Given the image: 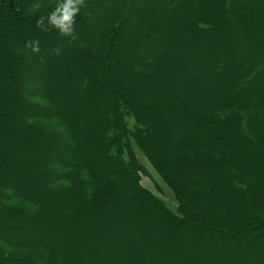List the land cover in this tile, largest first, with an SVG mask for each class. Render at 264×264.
<instances>
[{"label": "trees", "instance_id": "1", "mask_svg": "<svg viewBox=\"0 0 264 264\" xmlns=\"http://www.w3.org/2000/svg\"><path fill=\"white\" fill-rule=\"evenodd\" d=\"M56 3L0 0V264H264V0Z\"/></svg>", "mask_w": 264, "mask_h": 264}, {"label": "clouds", "instance_id": "2", "mask_svg": "<svg viewBox=\"0 0 264 264\" xmlns=\"http://www.w3.org/2000/svg\"><path fill=\"white\" fill-rule=\"evenodd\" d=\"M82 4L83 0H57L55 7L47 15L48 24L61 34L70 35ZM43 19L42 17L41 20ZM33 50L39 51L38 46H34Z\"/></svg>", "mask_w": 264, "mask_h": 264}, {"label": "rangeland", "instance_id": "3", "mask_svg": "<svg viewBox=\"0 0 264 264\" xmlns=\"http://www.w3.org/2000/svg\"><path fill=\"white\" fill-rule=\"evenodd\" d=\"M11 22H14L13 20H10ZM194 67L195 69H197L196 65L195 66H192ZM2 98L1 101H5L4 100V96H0ZM14 118V117H12ZM12 118H9L12 119ZM140 161L142 162V164L148 169L149 173H150V177L149 178H144L143 179V186L156 193L157 195H160L157 190H156V187H158L160 189L162 193V197L168 201L169 203L172 202V194H171V191L170 189L164 184V182L161 180V178L158 176V174H156L155 171H153V169L150 167L149 163L147 162V160L145 158L142 157V155H140ZM104 253H102V256L104 257V259H108L109 257V252L107 250H103ZM114 252H116L114 250Z\"/></svg>", "mask_w": 264, "mask_h": 264}]
</instances>
